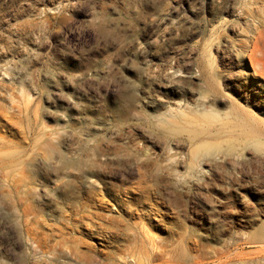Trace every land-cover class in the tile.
I'll list each match as a JSON object with an SVG mask.
<instances>
[{
    "label": "rangeland",
    "instance_id": "rangeland-1",
    "mask_svg": "<svg viewBox=\"0 0 264 264\" xmlns=\"http://www.w3.org/2000/svg\"><path fill=\"white\" fill-rule=\"evenodd\" d=\"M139 263L264 264V0H0V264Z\"/></svg>",
    "mask_w": 264,
    "mask_h": 264
},
{
    "label": "bare ground",
    "instance_id": "bare-ground-1",
    "mask_svg": "<svg viewBox=\"0 0 264 264\" xmlns=\"http://www.w3.org/2000/svg\"><path fill=\"white\" fill-rule=\"evenodd\" d=\"M91 170H92V175L95 176L96 175L95 165H92ZM81 182H82L81 188H85L88 195L86 197H83V199H85V201L82 202L83 203L82 207L80 209H77V214H79V217L81 219L85 218V217H89L91 219L107 220V221L111 222L113 225H115L116 220L114 219V217L108 216L107 214H104L101 211L104 196L102 195L101 197H97V196L102 194V192H103L102 190H103V188L105 189L106 182L105 181H99V179H96L94 177L88 178V181H87L88 184L87 185L83 184L84 181H81ZM147 186L148 187L146 188L147 189L146 191L148 192V194L146 196V202L144 203V205H149V203H147V202L151 198L150 187H152V186H150V185H147ZM154 186H156L155 183H154ZM154 188H157V187H154ZM97 201H100L101 204H98ZM87 211H88V213H86ZM133 212H136V211L133 210L131 213H133ZM141 215L143 217H146V215H148V214L146 212H142ZM91 227H93V224L91 225ZM103 227L107 230H110V231L112 229L110 226H106V225H103ZM91 230H93V229H91ZM166 261L171 262V258H168ZM139 264H142V263H139Z\"/></svg>",
    "mask_w": 264,
    "mask_h": 264
}]
</instances>
